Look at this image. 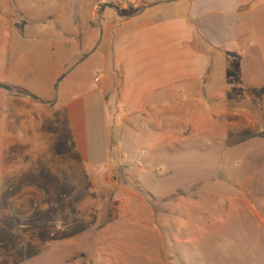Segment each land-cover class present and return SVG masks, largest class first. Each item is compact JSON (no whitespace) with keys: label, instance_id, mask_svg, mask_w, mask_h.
<instances>
[{"label":"rangeland","instance_id":"1","mask_svg":"<svg viewBox=\"0 0 264 264\" xmlns=\"http://www.w3.org/2000/svg\"><path fill=\"white\" fill-rule=\"evenodd\" d=\"M3 1L0 73L42 35L22 40L31 26H49L26 21L41 17L43 0ZM79 1L45 0L51 24L63 25V8L74 22L81 14L87 20L93 7ZM145 1L102 0L97 11L109 5L134 14ZM92 50L70 58L62 77L92 67ZM39 51L50 66L33 61L31 87L22 89L54 102L58 82L51 99L38 93L64 56L55 45ZM243 72L234 61L227 77L239 81ZM237 84L220 103L209 102L214 110L204 118L190 96L176 102L180 94L159 98L172 100L171 118L155 110L123 125L87 101L86 163L67 151L66 131L59 134L49 119L41 127L50 146L45 162L30 149L35 142L3 137L22 124L0 97V264H264V86Z\"/></svg>","mask_w":264,"mask_h":264},{"label":"crops","instance_id":"2","mask_svg":"<svg viewBox=\"0 0 264 264\" xmlns=\"http://www.w3.org/2000/svg\"><path fill=\"white\" fill-rule=\"evenodd\" d=\"M101 3L102 0L79 1L80 6L93 10L89 9L91 16L87 20L82 14L76 15L78 22L72 20L70 9L67 13L60 9L57 18L66 20L54 26L43 0L42 10L37 11L41 17L26 21L33 25L49 22V26H31V32L22 40L34 39L36 31L42 35L25 44L17 59L0 73L1 84L31 87L28 74L33 71L32 62L42 69L51 62H44L39 50L48 52L55 45L64 56L61 63L53 66L51 80L50 76L43 78V88L38 93L51 99L58 82L54 102L0 91L1 100L17 110L13 122L20 119L22 124L16 133L4 131L3 137L10 133L21 145L35 142L30 149L39 152L43 162L50 151L42 136L41 127L49 125L43 124L44 119L51 120L59 134L66 131L67 151L87 162V101L93 106L100 103L102 113L106 111L125 124L139 113L155 110L168 112L171 118L172 100L159 98L180 94L176 102H188L190 96L199 104L197 115L204 118L205 113L214 110L209 102L220 103L231 88L239 86L237 83L264 86V0H147L129 15L109 5L98 13ZM89 50L95 58L93 66L81 64L63 78L70 58H79ZM234 61L244 69L239 81L227 77ZM93 74L99 77L94 83L90 78ZM105 98L111 100L106 102ZM4 126H9V120ZM6 145L5 141L3 150L9 149Z\"/></svg>","mask_w":264,"mask_h":264},{"label":"trees","instance_id":"3","mask_svg":"<svg viewBox=\"0 0 264 264\" xmlns=\"http://www.w3.org/2000/svg\"><path fill=\"white\" fill-rule=\"evenodd\" d=\"M3 84L0 83V88L5 89L6 91L9 92H15L17 95L20 96H32L28 91L19 88V87H14V86H6V88H2Z\"/></svg>","mask_w":264,"mask_h":264}]
</instances>
